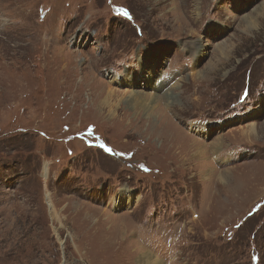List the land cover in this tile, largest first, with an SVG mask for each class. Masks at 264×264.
<instances>
[{
  "label": "rangeland",
  "instance_id": "rangeland-1",
  "mask_svg": "<svg viewBox=\"0 0 264 264\" xmlns=\"http://www.w3.org/2000/svg\"><path fill=\"white\" fill-rule=\"evenodd\" d=\"M143 251L264 264V0H0V264Z\"/></svg>",
  "mask_w": 264,
  "mask_h": 264
},
{
  "label": "bare ground",
  "instance_id": "bare-ground-1",
  "mask_svg": "<svg viewBox=\"0 0 264 264\" xmlns=\"http://www.w3.org/2000/svg\"><path fill=\"white\" fill-rule=\"evenodd\" d=\"M140 66L142 67L143 66V62L141 61L140 62ZM153 66V65H152ZM154 75V72L153 73H149L148 75H145L142 77V82L139 81L136 76H133L132 74L130 73H126L125 75L123 76H117V77H113L111 78L110 80L112 81H118L120 82L121 84L124 83L126 86H128L129 88H131V92H130V99L128 100L129 101V104L130 106L133 105V103L138 99L139 100V103H141V106H144L145 104L143 102H145V98L143 99L142 97L139 98V96L137 95V93L139 92L137 90V86H139V84H142L144 86H148V87H151L154 92L152 93L151 95V101H150V104L152 105V102L154 101H160V99L165 103L167 104L168 106H172V105H175L172 101L174 100V96L171 92V89H167V88H164L165 86V82H164V79H159V77H156ZM173 86V85H172ZM143 87V86H142ZM173 90V89H172ZM114 93V89H108V95H111ZM160 93V94H159ZM128 95V94H127ZM148 100V99H146ZM153 102V104H154ZM177 102V101H176ZM140 105V104H139ZM153 106V105H152ZM137 107V106H136ZM149 108V107H148ZM149 110V109H148ZM152 114V113H151ZM199 126V125H198ZM201 126V124H200ZM255 126L254 124H249L247 125V127L245 128V130L243 131V134L247 137L251 136V134H256L257 131H255ZM192 129V128H191ZM202 131L203 133H207L209 132V128L204 126L202 127ZM195 130V129H194ZM198 131V130H197ZM211 133V132H210ZM206 135V134H205ZM188 137V136H187ZM190 138V136L188 137V139ZM221 142L219 143H215L213 144L212 146V149L213 151H216L220 146H222L220 144ZM191 148L193 149H190L192 151V157L197 159V157H199L202 153H205L204 151H207L206 147L204 144H201L200 142H198L197 140H193L192 144L190 145ZM213 171H210L208 173V175H206L207 178H211V175L213 174L212 173ZM223 173V171L221 172ZM220 173V177L222 176ZM219 178V177H218ZM221 179V178H220ZM219 179V180H220ZM131 194V193H130ZM130 194H126L128 196V198L131 196ZM89 223V222H88ZM142 255H140L138 257V259L136 260L137 261V264H163L162 261H160L159 259L153 257L152 254H150L149 252H146V251H143L141 253Z\"/></svg>",
  "mask_w": 264,
  "mask_h": 264
}]
</instances>
